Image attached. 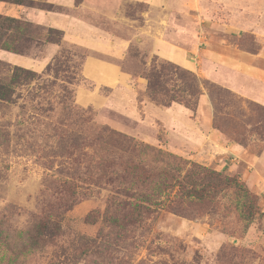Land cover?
Segmentation results:
<instances>
[{"label": "rangeland", "instance_id": "1", "mask_svg": "<svg viewBox=\"0 0 264 264\" xmlns=\"http://www.w3.org/2000/svg\"><path fill=\"white\" fill-rule=\"evenodd\" d=\"M62 3L64 5L34 0L33 7L23 9L0 2V14L32 22L25 18L27 14L38 10L56 13L66 18V27H70L69 23L75 19L81 26L91 28L92 38L98 34L119 39L126 41L129 47L120 55L113 51L103 53L70 41L69 31L58 29L63 33L60 37L53 35V40L49 39L42 47H32L25 55L0 50V60L8 64L0 69L6 80L16 67L36 73L35 78L23 81L18 87L12 102L0 103V219L4 218L6 222L2 228L10 233L27 230L54 197L55 181L70 167L69 159L62 157L68 148H73L68 139L81 135L80 129L74 126L77 108L90 110L98 126L116 130L185 160L231 175L246 170L250 183L246 182L259 195V207L264 213V172L258 175L255 164L228 155L210 133L212 128L213 134L222 137L225 145L236 144V134H243L245 128L249 130V121L258 120L250 103L264 107L210 77L217 69L212 53L222 55L228 64L244 56L248 60L249 54L256 55L264 48V37L257 32L264 34V9L248 10L254 14V19L258 16L253 32L239 29L229 32L222 31L214 20L220 19L216 18L218 16L224 20L229 18L224 17L229 10H212L213 0H62ZM234 11L236 19L239 9ZM246 18L251 22L254 20L252 16ZM87 30L78 27L73 33L89 39ZM156 37H164L177 46V50L192 62L194 70L191 71L202 80L226 91L212 97L210 89L204 85L196 118L181 106L187 113L188 138L172 131L173 119L177 117L176 123L182 125L185 113H170L168 108L140 95L147 85V80L142 77H132L134 94L120 92L117 95L116 99L126 104L127 112L96 107L92 110L76 101L80 89L91 88L82 80L83 64L90 56L119 63L137 74L142 63L140 59L131 58V49L149 55L147 70L155 60L184 67L158 55ZM59 39L61 41L57 42ZM61 55L67 56V66L61 70L58 86L50 87L54 83V73L47 68ZM26 59L32 62L31 67H26ZM252 63L264 69V59L255 61L253 56ZM256 91L254 95L261 99L264 92ZM110 93L104 91L102 95ZM132 95L136 101L130 102L128 99H132ZM216 120L222 127L220 130L214 128ZM63 134L65 138H62ZM248 143V147H242L251 156H260L256 152L258 149L264 152V143L256 138L249 137ZM85 151L92 154L90 150ZM261 159L258 167L264 171V157ZM254 177L258 179L253 184ZM117 191L116 183L92 187V195L67 214L66 221L73 230L103 237L102 258L90 257L77 264H264V218L247 226L238 218L230 192L202 203H179L178 198L174 203L177 194L174 192L169 207L158 209L141 225L125 231L102 222L84 226L82 219L89 213L98 211L103 215L107 212L115 199L120 198ZM27 262L48 264V254L31 257Z\"/></svg>", "mask_w": 264, "mask_h": 264}, {"label": "trees", "instance_id": "2", "mask_svg": "<svg viewBox=\"0 0 264 264\" xmlns=\"http://www.w3.org/2000/svg\"><path fill=\"white\" fill-rule=\"evenodd\" d=\"M0 2L22 7L34 6V0ZM62 34L55 28L41 27L21 18L0 14V50L5 52L25 55L34 46H44L53 35L60 37ZM130 56L141 60V71L137 74L135 70H127L124 65H121L122 69L133 78L147 80L145 90L140 95L144 94L159 106L170 108L179 104L191 112L192 118H196L204 85L210 89L212 97L226 93L187 68L155 60L151 69L147 70L149 55L131 49ZM67 59L65 55L58 56L48 66V71L54 73V83L50 87L58 86L57 81L62 68L67 66ZM7 65L0 60V69ZM35 77V72L22 67L13 69L8 80L0 74V103L12 102L23 81ZM82 80L90 84L89 90L94 89L92 82L84 77ZM63 90L68 91L66 88ZM104 91L111 92L108 88H101V93ZM250 106L257 113L258 120L248 122L250 129L245 128V131L249 135L243 130V134L238 132L234 139L236 144L244 147L250 145L249 137L264 143V107L253 103ZM89 109L93 110V106ZM74 126L80 129L81 135L68 139L73 148H68L67 154L62 155L69 159L67 163L70 167L62 171V176L55 181L54 197L34 223L25 231L10 233L2 228L5 219H0V264H27L29 258L44 253L48 254V264H77L90 257L101 259L103 237L73 230L66 216L92 195V187L106 183L117 184L120 198H116L103 215L98 211L89 213L82 219L84 226L91 227L102 222L119 231L139 226L158 209L169 207L174 192L177 193L174 203L177 198L179 203H202L230 192L237 216L247 226L264 218L259 207V195L238 174L231 175L202 166L116 130L98 126L90 110L77 108ZM214 128H222L217 120ZM65 137L63 134L62 138ZM85 150L92 151V154ZM256 152L260 155L263 151L258 149Z\"/></svg>", "mask_w": 264, "mask_h": 264}, {"label": "crops", "instance_id": "3", "mask_svg": "<svg viewBox=\"0 0 264 264\" xmlns=\"http://www.w3.org/2000/svg\"><path fill=\"white\" fill-rule=\"evenodd\" d=\"M48 3L51 4H62V0H46ZM22 7V6H20ZM23 9H26L25 7H22ZM203 9H206L204 5H202ZM264 9V0H213L212 3V10L214 9H228V15L229 18L223 19L220 16L216 18L220 19H214L217 21V25L220 27L222 31H235V29H239V31H254V25L255 20L254 14L250 13L249 9ZM28 9V8H27ZM234 9H239L238 16L235 14L236 11ZM242 9L244 11H242ZM202 14L208 15L207 12H202ZM247 16H252L254 20L248 21ZM237 17L239 19H237ZM26 19L32 21L33 23L39 24V25H45L49 26L51 28L60 29L62 31H69V39L70 41H73L75 43L82 44L88 48L98 50L103 53H107L110 51L115 52L116 54H124L128 49V43L126 41L121 40H115L110 39L106 36H100L96 34L95 38H92V32L91 28L88 26H81V23L77 22V20L73 19L71 23H69L70 27H66L65 20L66 18H62L61 15L52 13V12H46V11H40L38 10L37 13H32L25 17ZM245 18V19H243ZM214 23V22H213ZM65 25V26H64ZM83 25V24H82ZM78 27H82L83 29L88 28L87 32L89 35V39H86L82 36H79L77 34L73 33V30H76ZM86 27V28H85ZM256 32V31H255ZM259 32L258 35H261L264 37V34L262 32ZM256 32V34H257ZM157 38L158 43V55L165 57L171 61H174L175 63L184 66L187 69L194 70L192 68V62L186 58V56L178 51V47L175 46L170 41L163 38ZM55 51V49H54ZM53 51V52H54ZM54 54V53H53ZM119 54V55H120ZM245 54V53H244ZM16 55V54H15ZM51 55V54H50ZM20 56V55H19ZM253 56L255 58V61L259 58L264 59V48L256 55H250L249 59L247 60L244 56L241 60L233 59L231 62H224V59L222 55L219 53H212V61L217 64V69L212 72L211 78H213L216 82H219L221 84H227L228 88L234 90L235 92L252 99L254 101H257L259 103L264 104V95H262V98L256 97L255 92L259 89L260 92H264V69L256 66L252 63ZM52 57V56H51ZM51 59V58H50ZM26 67H31L32 62H30L29 59H26ZM235 63V64H230ZM82 74L85 79L92 82L94 84L93 90H85L80 89L77 93L76 101L79 105L82 107H89L93 106L97 109H104V108H113L117 110H122L127 112V108L125 107L126 104L118 101L117 95L120 92H124L127 94H134L132 89V76L125 72L122 67L119 65V63L108 61L105 59H101L98 57L90 56L85 60V63L83 64ZM256 85V86H253ZM101 88H108L111 90V93L106 96L102 95ZM132 99H128L130 102L136 101V98L134 95H132ZM129 102V103H130ZM152 105V104H151ZM150 106V103L148 104ZM182 105L174 104L170 108L166 109L170 113L177 114L179 113H185V121H181L182 125L179 123H176L178 118L176 117L174 122L172 121V131L173 133L180 134L182 138H188V132L189 129H187V113L184 112V110L181 108ZM121 108V109H119ZM159 111V110H158ZM134 118H136L137 112H133ZM210 133L212 134L213 140H216L220 146L228 153L230 156H234L235 159L239 158L243 161H248L249 163H253L256 165V172L258 175L263 174L264 171H260L258 165L261 162V158L264 157V152L260 156L253 157L251 154L241 145L238 144H229L226 145L223 143V138L219 137L216 134H213L212 128H210ZM237 174L241 175L242 178L249 182L248 178V172L242 171L237 172ZM258 179L257 177H254L252 180V183Z\"/></svg>", "mask_w": 264, "mask_h": 264}]
</instances>
